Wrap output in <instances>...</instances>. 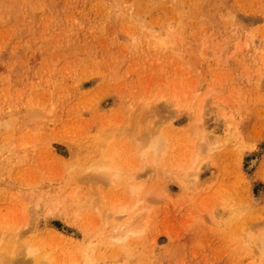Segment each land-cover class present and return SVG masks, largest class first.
I'll list each match as a JSON object with an SVG mask.
<instances>
[{
	"label": "rangeland",
	"instance_id": "obj_1",
	"mask_svg": "<svg viewBox=\"0 0 264 264\" xmlns=\"http://www.w3.org/2000/svg\"><path fill=\"white\" fill-rule=\"evenodd\" d=\"M3 235L45 264H264V0H0Z\"/></svg>",
	"mask_w": 264,
	"mask_h": 264
},
{
	"label": "bare ground",
	"instance_id": "obj_2",
	"mask_svg": "<svg viewBox=\"0 0 264 264\" xmlns=\"http://www.w3.org/2000/svg\"><path fill=\"white\" fill-rule=\"evenodd\" d=\"M161 143L162 141L158 135H149L140 149V155L142 156L141 158H146L149 153L157 152L161 146ZM105 162L107 164V160H105ZM105 162H101L97 168V170H100L101 175H104L105 171H107L104 169L106 167ZM115 176H117V174ZM137 189L133 188L132 192L136 193L138 191ZM132 230L133 229L129 228L128 226H124L122 227L121 231H117L118 233L112 235V238L117 241H124V239L127 237L126 233ZM5 239H7L5 235L0 238V264H25L29 258L35 261L37 264H45L44 262H40L41 260H47L50 262V260H48L45 256L34 259L35 249H32L29 245H17L13 239L12 241H4Z\"/></svg>",
	"mask_w": 264,
	"mask_h": 264
}]
</instances>
